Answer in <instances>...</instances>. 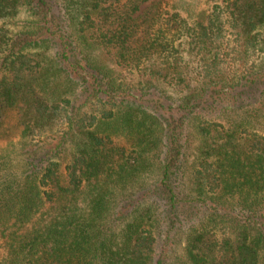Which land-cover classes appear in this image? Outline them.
Masks as SVG:
<instances>
[{
	"label": "trees",
	"instance_id": "16d2710c",
	"mask_svg": "<svg viewBox=\"0 0 264 264\" xmlns=\"http://www.w3.org/2000/svg\"><path fill=\"white\" fill-rule=\"evenodd\" d=\"M203 4L0 0V264H264V0Z\"/></svg>",
	"mask_w": 264,
	"mask_h": 264
},
{
	"label": "rangeland",
	"instance_id": "374dc122",
	"mask_svg": "<svg viewBox=\"0 0 264 264\" xmlns=\"http://www.w3.org/2000/svg\"><path fill=\"white\" fill-rule=\"evenodd\" d=\"M173 1L177 4L182 3V2L191 1L192 3L195 4L194 7L196 11L203 9L204 7L203 0H173ZM191 82L193 83V81ZM7 115L8 116H7L6 124H5L6 132L1 135L2 137L0 138V145H8L11 141L16 140L18 130H19V128L15 125L16 122H15V116L13 112H8ZM37 139L38 138H35V140ZM15 147L18 148V145H16ZM26 148H27L25 149V152H27L26 155H31L32 151L35 150L34 148H30L28 146ZM17 151L18 150L14 149L13 156L15 158V161L13 163H16V160L19 158ZM176 174L177 176H174L172 178L171 187L175 189L178 196H183L185 198L186 197L185 195L187 196L190 195L189 188L187 185L186 171L184 173L178 171L176 172ZM164 208H165V203L163 202L162 212ZM183 211L187 214V216L184 217L183 214L178 213L179 218L177 217V224L175 226L176 227L175 229L173 228L168 231L169 226L167 225V223L163 224L164 232L162 233L163 234L162 238L167 235L169 236L168 243L164 244V250L165 251L167 250L166 252L169 254H170L169 251L175 252V251L181 250L183 239L186 236L185 234H186L187 227L190 224L191 217L195 215L194 210L192 208H189L188 204L185 205V210Z\"/></svg>",
	"mask_w": 264,
	"mask_h": 264
}]
</instances>
